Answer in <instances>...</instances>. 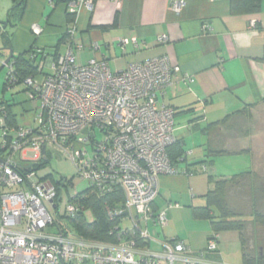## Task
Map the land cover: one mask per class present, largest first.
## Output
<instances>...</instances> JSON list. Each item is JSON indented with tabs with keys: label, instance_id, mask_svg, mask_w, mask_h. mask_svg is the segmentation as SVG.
Segmentation results:
<instances>
[{
	"label": "built area",
	"instance_id": "1",
	"mask_svg": "<svg viewBox=\"0 0 264 264\" xmlns=\"http://www.w3.org/2000/svg\"><path fill=\"white\" fill-rule=\"evenodd\" d=\"M84 5L92 8L90 1L69 2L75 21L67 29V50L54 61L52 73L20 80L14 63L5 65L9 68L6 86L21 81L30 100L37 103V112L35 124L14 126L7 121L6 105L0 104V264H225L212 259L219 254L218 233L210 235L201 251L177 237L164 240L161 249L147 245L150 236L142 221L153 218L161 227L169 224L166 210L154 214L152 209L160 177L180 173L168 151L176 141V111L158 99L180 67L166 54L120 70H112L98 58L78 64L74 34ZM32 31L39 35L43 29L33 24ZM131 40L138 44L137 38H122L121 47ZM159 40L165 43L168 38L163 35ZM43 146L46 155L55 148L65 153L80 179L98 196L122 190V203L105 204L110 219L131 221L129 227L121 224L111 230L116 243L83 239L64 224V217L81 211L73 200L77 194L68 191L61 214L64 178L55 182L38 178L36 171H19V163L30 160L26 150L35 151L38 161ZM18 153L22 157L15 160ZM55 226L57 233L50 231Z\"/></svg>",
	"mask_w": 264,
	"mask_h": 264
},
{
	"label": "crops",
	"instance_id": "2",
	"mask_svg": "<svg viewBox=\"0 0 264 264\" xmlns=\"http://www.w3.org/2000/svg\"><path fill=\"white\" fill-rule=\"evenodd\" d=\"M71 1L79 0H25L22 13H15L12 25L2 31L0 68L11 53L17 56L34 48L42 51V71L52 73L54 61L68 47L65 33L70 27L67 14ZM86 1L92 8L82 6L76 17L78 64L98 58L105 59L112 70H120L166 54L180 67L174 82L158 93V99L176 111L174 135L182 143L186 160L178 164L179 174L160 177L159 194L152 204L154 214L167 211L169 226L162 227L161 233L153 218L142 221L141 226L149 232L147 245L153 249L174 237L189 244L170 226L175 212L182 208L180 202L191 210L206 205L193 201L212 188L202 189L199 176L212 167L197 157L250 153L251 170L258 162L250 143L261 131L255 117L264 111V0L259 13L239 15L231 12L230 0ZM7 5L9 11L13 0ZM33 24H39L43 32L34 34ZM163 35L168 38L165 43L159 40ZM122 38H137L138 44L131 40L122 48ZM48 67L52 72L45 70ZM8 102L14 126L35 124L37 103ZM192 214L196 220L208 221L195 217L193 210ZM123 223L131 225L130 220ZM194 245L204 248V244Z\"/></svg>",
	"mask_w": 264,
	"mask_h": 264
},
{
	"label": "rangeland",
	"instance_id": "3",
	"mask_svg": "<svg viewBox=\"0 0 264 264\" xmlns=\"http://www.w3.org/2000/svg\"><path fill=\"white\" fill-rule=\"evenodd\" d=\"M8 2L9 0H0V22L5 23L8 20ZM48 72H52L49 67L45 68ZM9 72L8 66L0 68V100H8L10 102L17 101L19 103H26L31 106L29 94L24 84H18L12 87H7L5 81ZM35 103V102H34ZM258 115L256 127L261 131L258 138H255L253 143L254 149L257 151V164L251 174L238 177L229 183L226 187V194L224 199V208L233 212L243 227V236L245 239V248L248 256L258 259L264 257V220L257 217V215H264V111ZM98 136H103L100 132ZM194 148V147H193ZM49 161L45 164L37 166L36 172L38 178H50L55 182H60L63 178L66 180V186L61 200L62 212L65 213V206L69 200L68 191L71 195L82 192L89 186L87 181L81 180L77 175V170L70 158L63 152L52 149L48 151ZM26 157L30 160H25L29 163H38L35 161L36 152L33 150H26ZM204 158V159H203ZM20 159V153L15 156V160ZM198 160H205L208 165L214 170L203 172L199 176L202 178V189L205 191L212 186L208 181V175L212 174L215 177H222L231 179L236 174L252 168L253 157L250 153L242 154H204L197 157ZM208 168V166H207ZM200 169V168H199ZM211 185V186H210ZM201 187V186H200ZM180 212H175V221L171 224L170 230L174 229L179 232L183 238H186L189 245L194 251L203 250L208 245V238L213 233L212 226L208 220H196L193 217L192 210L189 205L180 202ZM194 204H207L206 196L197 195L193 201ZM86 219L91 222L94 220V214L91 209L84 211ZM69 219L64 217L63 222ZM123 226L125 224L123 223ZM169 226V225H168ZM167 227V226H166ZM161 226L155 228L163 232ZM166 229V228H165ZM50 231L58 232L57 226L51 227ZM209 235V236H208ZM193 243V244H192ZM195 244H204V248L197 249ZM160 247V246H159ZM156 248V246H155ZM162 246L159 248L161 249ZM212 259L223 262L225 264H244L243 248L240 231L237 229H222L219 233V254L214 255Z\"/></svg>",
	"mask_w": 264,
	"mask_h": 264
},
{
	"label": "trees",
	"instance_id": "4",
	"mask_svg": "<svg viewBox=\"0 0 264 264\" xmlns=\"http://www.w3.org/2000/svg\"><path fill=\"white\" fill-rule=\"evenodd\" d=\"M25 0H13V6L8 11L9 22L12 23V17L15 13L19 12V15L24 9ZM262 0H230L231 12L233 14H256L261 10ZM68 23L72 25L75 21V14L68 13ZM4 33L2 32L0 39L4 38ZM68 34L65 33V38ZM8 43V40H5ZM34 54V56H33ZM42 51H38L31 48L28 52L13 56L11 61L14 63L15 71H17L20 80H23L27 76L31 75H43L47 74L44 71H40L41 60L43 59ZM21 84V81L19 82ZM6 85V82H5ZM0 104H4L7 107V121L10 125H14V119L11 114V104L7 100L1 101ZM169 155L173 164L178 166L180 161H185L186 156L182 143L176 139V141L168 149ZM49 161V156L47 154V159L38 160V163H29L23 161L19 163V171H36L37 166L45 164ZM208 168L205 170L207 171ZM181 172V171H180ZM252 170L248 169L242 171L235 175L231 179H226L222 177H215L212 174L208 175V181L212 184V188L209 189L205 196L208 199V203L205 206L193 207V212L195 217L208 219L212 226L213 233H220L222 229H237L241 234L242 248H243V258L244 264H264V257H259L254 259L248 256L245 248V239L243 236V227L241 222L233 212L228 211L224 208V199L226 194V187L234 179L238 177L251 174ZM76 203L81 206V211L74 217H69L67 222H64L76 235L79 237L99 242L106 243H116L117 237L111 230L115 226H122L120 217L110 219L107 215L105 204L108 202L110 205L120 204L124 201V194L120 188H116L112 194L105 197H100L96 193L92 192V188L88 186L82 192H78L76 197L73 199ZM91 209L94 214V220L89 222L84 214V211ZM258 218L264 220V215H257ZM127 227V226H125ZM140 244L142 245V241Z\"/></svg>",
	"mask_w": 264,
	"mask_h": 264
},
{
	"label": "water",
	"instance_id": "5",
	"mask_svg": "<svg viewBox=\"0 0 264 264\" xmlns=\"http://www.w3.org/2000/svg\"><path fill=\"white\" fill-rule=\"evenodd\" d=\"M11 25H12V23L9 22V19L5 23L0 22V36L2 34V31H4L7 28V26H11ZM12 58H13V53L10 54V56L4 61V63L1 65V67L5 66L6 63H8ZM83 132L87 133V129H84ZM42 157L45 160L47 159L45 146H43V148H42Z\"/></svg>",
	"mask_w": 264,
	"mask_h": 264
}]
</instances>
